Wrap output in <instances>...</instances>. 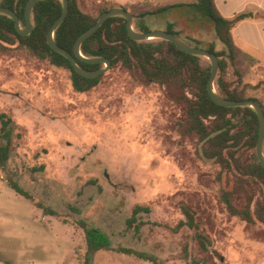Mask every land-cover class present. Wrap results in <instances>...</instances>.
Returning a JSON list of instances; mask_svg holds the SVG:
<instances>
[{
	"label": "rangeland",
	"instance_id": "obj_1",
	"mask_svg": "<svg viewBox=\"0 0 264 264\" xmlns=\"http://www.w3.org/2000/svg\"><path fill=\"white\" fill-rule=\"evenodd\" d=\"M104 2L78 0L93 15ZM187 9L186 16L151 15L144 23L150 30H165L166 22L175 19L173 29L181 40L222 49L213 27L193 22L196 13ZM255 59L246 83L264 79V65ZM225 78L236 82L231 67ZM254 94L264 106V87ZM0 112L12 117L20 134L13 138L6 171L0 168V264H82L86 243L78 219L109 234L115 247L153 254L160 264H185L184 244L190 256L211 264H264V224L226 211L219 191L230 188L235 177L198 157L196 140L178 134L175 123L184 119V107L164 87L145 84L117 64L96 86L78 92L67 68L13 44L0 51ZM239 154L250 161L253 150L243 148ZM6 174L58 214L44 215L16 194L2 179ZM252 190L255 198L262 197L257 186ZM244 202L240 194L236 204ZM136 204L149 211L129 225ZM183 204L195 211L211 240L208 252L198 248L192 229L170 230L184 218ZM92 264L153 263L100 249Z\"/></svg>",
	"mask_w": 264,
	"mask_h": 264
},
{
	"label": "trees",
	"instance_id": "obj_2",
	"mask_svg": "<svg viewBox=\"0 0 264 264\" xmlns=\"http://www.w3.org/2000/svg\"><path fill=\"white\" fill-rule=\"evenodd\" d=\"M27 1L0 0V6L12 9L18 15L23 27ZM68 3V13L54 30L53 38L57 45L71 53L76 38L89 29L103 12L113 7H121L129 11L134 19V29L140 32L150 30L144 23L145 17L161 15L176 7L187 6L194 12L204 15L210 21L217 40L223 45L220 50H216L212 43L205 48L218 57L219 65L214 80L216 92L232 100L253 99L262 106L264 111L262 100L254 94L258 88L264 87V79L256 84L244 82L247 72L254 66L256 59L236 45L231 33L233 27L241 20L257 16L264 18V11L260 15L241 12L232 18H226L220 14L214 0L164 5L147 4L142 0L133 4L116 5L105 0L98 13L93 15L84 12L79 7L78 0H68ZM61 12L60 0H39L32 8L33 27L28 35L19 34L14 20L0 13V51L9 49L13 44L24 47L39 59H47L57 67L67 68L70 71L73 88L78 92H85L99 83L102 74L94 78L81 76L74 70L70 61L54 51L47 42L50 26ZM165 30L181 40L172 24H169ZM182 41L190 45L185 40ZM193 41L197 42L196 39ZM190 46L199 47L198 43ZM80 50L86 57H105L110 60L111 66L119 64L129 71H134L145 84L164 87L170 99L184 107V119L175 123L178 134L196 140L198 157L211 160L217 163L222 171L234 175L232 186L221 187L219 191V199L226 211L247 223L259 221L264 224V168L255 153L258 117L249 106L224 107L211 99L207 91L211 64L205 57L186 53L164 39L134 40L129 37L126 19L122 16H112L104 20L100 27L83 41ZM75 60L79 66L87 70H96L103 66L101 62L92 64L78 58ZM228 67H231L232 75L235 77L234 84L229 83L225 78ZM19 135L12 117L5 112H0V168L3 171H6L13 148V138ZM243 148L253 150L250 161L241 159L239 151ZM2 179L16 194L34 202L44 215L58 214L51 206L35 201L33 195L13 176L6 174ZM253 185L261 190V198H255ZM240 194H243L245 199L242 206L236 204ZM70 209L80 212L76 207H70ZM148 211V206L136 204L132 208L128 224L135 223L139 213ZM181 212L184 218L173 227H169L170 230L177 232L183 227L192 229L198 248L202 252H208L211 240L201 229L195 211L189 205L183 204ZM76 223L82 228L86 243L82 264H92L94 253L100 249H110L153 264H160L153 254L127 246L115 247L109 234L84 219H78ZM135 227L138 228L137 225ZM181 251L185 264H211L205 258L198 259L190 256L187 244L182 246Z\"/></svg>",
	"mask_w": 264,
	"mask_h": 264
},
{
	"label": "water",
	"instance_id": "obj_3",
	"mask_svg": "<svg viewBox=\"0 0 264 264\" xmlns=\"http://www.w3.org/2000/svg\"><path fill=\"white\" fill-rule=\"evenodd\" d=\"M39 0H28L25 5V25L22 27L20 24V20L18 15L7 7L0 6V13L10 16L14 20L15 27L19 34L28 35L33 27L32 23V8ZM62 2V12L57 19L52 23L50 29L47 33V42L49 46L56 52L65 56L71 63L74 70L83 77L94 78L100 74H103L111 67V62L109 59L105 57H86L81 53L80 47L83 41L88 38L91 34H93L100 25L109 17L112 16H122L126 19V30L130 38L134 40H150V39H164L172 42L176 47L180 50L193 54L199 55L207 58L211 64V72L207 82V91L211 99L218 105L224 107H233V106H249L251 107L257 117H258V137L256 141L255 153L258 161L261 163L264 168V153H263V141H264V111L262 106L253 99L247 100H232L227 99L221 95H219L214 88V80L216 77V73L218 70V57L208 51L205 48L190 46L176 37L173 33L168 32L166 30H149L146 32H140L134 29L133 27V18L129 11L121 8V7H113L105 12H103L96 22L87 30L82 32L74 41L72 53L67 51L66 49L57 45L54 41L53 33L56 27L64 20L68 13L69 3L68 0H60ZM78 58L86 63H98L101 62L104 64V67H101L96 70H87L79 66L75 60Z\"/></svg>",
	"mask_w": 264,
	"mask_h": 264
},
{
	"label": "crops",
	"instance_id": "obj_4",
	"mask_svg": "<svg viewBox=\"0 0 264 264\" xmlns=\"http://www.w3.org/2000/svg\"><path fill=\"white\" fill-rule=\"evenodd\" d=\"M116 5L137 3L141 0H107ZM151 4H172V3H194L196 0H146ZM220 14L226 18H232L241 12H252L260 15L264 11V0H214ZM187 6H180L169 10L168 13L186 16ZM195 23H207L212 26L210 21L202 14L195 12ZM175 19L168 20L174 26ZM236 45L244 52L251 54L264 65V18H247L239 21L231 30Z\"/></svg>",
	"mask_w": 264,
	"mask_h": 264
}]
</instances>
